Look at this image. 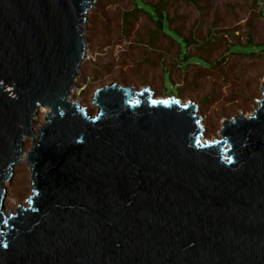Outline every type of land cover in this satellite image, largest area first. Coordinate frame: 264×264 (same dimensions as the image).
Masks as SVG:
<instances>
[{"label":"water","instance_id":"1","mask_svg":"<svg viewBox=\"0 0 264 264\" xmlns=\"http://www.w3.org/2000/svg\"><path fill=\"white\" fill-rule=\"evenodd\" d=\"M95 3L0 0V264H264V80L211 141L195 103L148 86L97 88L92 116L72 93ZM22 161L31 194L7 211Z\"/></svg>","mask_w":264,"mask_h":264},{"label":"rangeland","instance_id":"2","mask_svg":"<svg viewBox=\"0 0 264 264\" xmlns=\"http://www.w3.org/2000/svg\"><path fill=\"white\" fill-rule=\"evenodd\" d=\"M146 1L156 3L159 0ZM165 1L170 4V16L176 17L175 26L184 32L197 28L200 36H205L209 30L228 31L229 34L223 37L229 45H241L232 47L234 52L255 51L259 56L252 62H240L239 67L232 66L231 71L225 70V76L214 75L205 78L203 69L198 65L189 68L187 73L175 70L169 91V88H166L169 85L167 75L162 80L164 86L161 84L159 67L150 68L148 74L135 69L142 67L140 52L129 48V41L120 37L117 15L121 9H130L132 4L128 1L107 3L105 0H96L84 26L88 53L75 83L72 98L93 116L98 111L92 104L97 88L110 83L135 87L138 90L148 86L157 98L176 97L182 103H195L199 107L198 114L205 129L204 139H220L218 132L223 119H232L240 113L244 116L251 114L261 99L264 50L243 45L249 41L253 46L264 45V0H260L258 5L254 0H195L196 4L190 6L183 0ZM143 24L144 20L141 19L139 26ZM222 53L223 50H219L207 56V59L213 62L220 58ZM94 67L99 73L98 79H94L91 74ZM148 68L142 67L144 71ZM193 80L196 81V86L183 91ZM179 89L180 94L177 93ZM43 112L38 116L35 129L44 123ZM30 147L31 140L28 138L24 152ZM8 189L6 210L15 211L19 205L25 204L31 194L29 169L25 161L14 167V176Z\"/></svg>","mask_w":264,"mask_h":264},{"label":"trees","instance_id":"3","mask_svg":"<svg viewBox=\"0 0 264 264\" xmlns=\"http://www.w3.org/2000/svg\"><path fill=\"white\" fill-rule=\"evenodd\" d=\"M121 1L130 2L132 7L121 9L117 15L120 37L129 41V48L140 52L141 66L149 67L147 71L139 66L135 69L148 74L150 68L159 67L162 86H164L163 77L167 75L169 79V85H165L166 88H169L175 70L187 73L190 71L189 68L198 65L203 69L202 74L205 78L214 75L225 76V70L231 71L232 66L239 67L240 62H252L259 56L255 51L234 52L232 47L241 45L238 43L229 45L223 37L229 34L228 31L209 30L205 36H200L197 28L184 32L180 27L175 26L176 17L170 16L168 1L159 0L153 3L146 0H105L107 3ZM183 1L189 6L196 4L195 0ZM254 2L258 5L260 0H254ZM262 11L264 12V9ZM141 19L144 20V24L139 26ZM231 36L234 35L231 34ZM248 46L264 50V45L253 46L251 41L243 45V47ZM219 50H223L220 58L213 62L207 59V56ZM91 74L94 79H98L97 68L94 67ZM195 86L196 81L193 80L183 91ZM168 90L170 91V88ZM177 93L180 94L181 89Z\"/></svg>","mask_w":264,"mask_h":264}]
</instances>
